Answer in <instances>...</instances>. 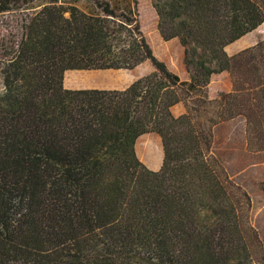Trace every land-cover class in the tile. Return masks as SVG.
Listing matches in <instances>:
<instances>
[{
    "label": "trees",
    "instance_id": "16d2710c",
    "mask_svg": "<svg viewBox=\"0 0 264 264\" xmlns=\"http://www.w3.org/2000/svg\"><path fill=\"white\" fill-rule=\"evenodd\" d=\"M151 2L184 79L153 53L136 0H0L21 17L0 41V264H264L250 195L213 152L214 128L241 117L246 149L264 153V39L226 51L264 22V0ZM145 61L124 88L64 85L67 70ZM222 73L230 88L211 96ZM146 133L156 170L136 153Z\"/></svg>",
    "mask_w": 264,
    "mask_h": 264
},
{
    "label": "rangeland",
    "instance_id": "374dc122",
    "mask_svg": "<svg viewBox=\"0 0 264 264\" xmlns=\"http://www.w3.org/2000/svg\"><path fill=\"white\" fill-rule=\"evenodd\" d=\"M152 0H136L140 28L153 53L165 62L167 67L186 78L183 52L177 39L165 41L157 30V17ZM84 6L85 2H80ZM20 15L17 12L0 14V41L2 36L19 33ZM264 39V22L239 40L226 46L229 55L254 45ZM152 70L148 61L131 70H67L64 85L70 88L100 87L124 88L135 78ZM230 76L226 73L214 75L209 87L210 95L230 88ZM0 74V90L2 89ZM136 152L144 164L158 165L162 158L161 142L155 133H146L137 139ZM213 152L222 161L230 177L246 189L251 198L250 223L258 230L264 243V193L259 182L264 180V153H252L246 149L245 123L236 117L218 124L214 128Z\"/></svg>",
    "mask_w": 264,
    "mask_h": 264
},
{
    "label": "crops",
    "instance_id": "0c3cea01",
    "mask_svg": "<svg viewBox=\"0 0 264 264\" xmlns=\"http://www.w3.org/2000/svg\"><path fill=\"white\" fill-rule=\"evenodd\" d=\"M96 71H101V70H96ZM184 79V78H183ZM68 88H70V87H68ZM79 88H82V87H79ZM100 88V87H99ZM184 111V106H183V104L182 103H177V104H175L174 106H172V112H173V114L174 115H179V114H181L182 112ZM144 135V134H143ZM142 136V135H141ZM139 138V137H138ZM135 147L137 148V140H136V144H135ZM137 150V149H136ZM137 153V152H136ZM161 160H162V158H161ZM148 168H151V169H154V170H156V169H158L159 167H160V165H161V162H159L158 163V165H147V164H145Z\"/></svg>",
    "mask_w": 264,
    "mask_h": 264
}]
</instances>
